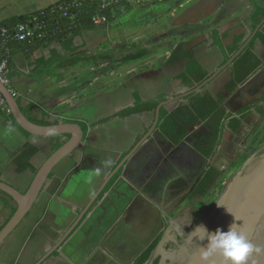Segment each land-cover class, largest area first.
Here are the masks:
<instances>
[{"label":"crops","instance_id":"0c3cea01","mask_svg":"<svg viewBox=\"0 0 264 264\" xmlns=\"http://www.w3.org/2000/svg\"><path fill=\"white\" fill-rule=\"evenodd\" d=\"M60 1L63 0H0V24L44 10ZM139 1L138 13H142V20L156 17V23L128 26L129 30L121 26L112 32L109 25H105L75 39L74 44L82 47L81 51L95 54L101 44L112 40L135 41L147 37L143 47L149 52L148 56L110 73L106 70L112 65L99 61L95 66L81 63L68 71H57L54 76L40 75L42 72L35 73L37 64L48 58L50 50L60 52V45L38 46L30 52L15 50L9 69L10 88L16 94L20 111L32 119L39 120L38 113L42 112L52 119L90 125L132 107L134 92L144 102L175 98L189 91L178 79L186 61L169 63L170 54L185 50L210 75L222 66L235 39L239 36L246 39L253 32L249 18L254 8H264V0H163L156 5L152 0ZM260 31L264 32V25ZM252 52L260 66L232 93H225V86L232 76L230 69L197 93H208L213 97L222 95L220 108L229 116L226 124L239 122L235 131L222 130L215 154L206 159L204 166L209 161L210 167L213 166L214 157L225 140L231 141L230 146L234 144L240 148L238 141L251 140L264 122V38L254 42ZM184 102L168 105L167 112ZM3 111L0 108V181L24 192L33 175L16 173L13 160L29 145L40 149L39 144L46 138H26ZM153 117L142 113L124 120L112 119L106 125L89 130L82 147L54 169L52 178L26 219L1 245L0 264H25L22 261L24 251L32 243L37 245L34 240L38 236L48 239L45 252L50 249L59 217L76 214L85 206L105 176L148 131ZM203 128L204 125L194 126L190 131L196 133ZM159 140L157 127L153 137L128 160L110 191L90 208L76 231L43 264H134L161 234L159 231L150 240L155 227L153 213L161 214V226V221L165 222L168 216L160 209L164 203L160 193L154 196L148 187L159 173L158 164L156 167L154 164L163 157ZM38 154L31 160L36 169L39 168ZM11 207L10 203L4 207L0 197V228L9 218Z\"/></svg>","mask_w":264,"mask_h":264},{"label":"trees","instance_id":"16d2710c","mask_svg":"<svg viewBox=\"0 0 264 264\" xmlns=\"http://www.w3.org/2000/svg\"><path fill=\"white\" fill-rule=\"evenodd\" d=\"M100 6L99 0H63L49 6L44 10H40L25 16L12 18L1 23L0 29L4 28L8 31H10L17 24L26 23L33 20H37L42 25V27L35 33L32 39L26 40L24 42L4 41V39L0 37V58H4L6 60L7 77L9 80L11 76V73L9 74L11 58L13 52L18 49L25 52H30V50L38 46L48 48L54 44H59L61 47L60 52L50 50L48 58L45 61H40L36 66L35 73L42 72L40 75L47 74L48 76H54L53 74L57 71H68L77 67L81 63L95 66L99 61H104L107 64L112 65L110 71H114L125 64L141 60L148 56L149 52L141 45L131 47L121 46L111 50L109 49V44L104 43L97 48L95 54L89 53L87 50L81 51L82 47L75 46V39L79 38L82 33L95 31L97 29V27L92 23L91 19L93 15L99 10ZM130 8V3L124 0L108 6L105 10L101 11L102 15L106 17V25L114 23V21H116V17L119 16L122 11L129 10ZM263 19L264 8H254L249 18L252 28L251 30L253 31ZM263 38L264 32H257L247 48L234 59L230 68L232 76L229 83L225 86V93H232L239 85L244 83L256 69L259 68L260 63L253 54L252 48L254 42L257 39L261 40ZM235 40L236 42L226 55L223 64H225L231 58V56H233L239 50L246 39L244 36H239ZM184 60L186 61V66L184 72L179 76L178 79H180L182 84L187 87L188 90H192L208 79L210 75H208L207 72L202 69L200 63L193 59L191 55L185 50L180 52L175 50L168 58L169 63ZM132 97L134 100L132 107L126 108L108 118L91 123L90 125H85L77 121H62L58 119H52L51 116H48L42 112L38 113V115H40L39 120L28 118L24 115V113L22 114L28 121L38 126H51L57 125L59 123L77 124L83 132L84 139L89 130L98 125H106L112 119L124 120L131 116L142 113L154 115L157 105L164 101L163 98H159L157 100L144 102L135 92L132 94ZM223 99L224 97L222 95L213 97L208 93L193 94L185 98L184 103L179 104L170 112H167V106L161 108L157 125L160 130L159 141L163 143H170L172 145H177L180 142L186 141L198 153H200L203 158L209 159L210 157H213L215 154V149L220 143L222 130L224 128H229L231 131H235L239 125V122L236 120L230 121L226 124L229 116L225 115L220 108V103L223 101ZM32 110H35V107H32ZM3 113H7V115L11 118L13 125L26 138L41 139L39 137L31 136L20 129L7 111H3ZM200 125L205 126L203 131L196 133H192L190 131L192 127ZM68 138V136H55L46 138L45 140L48 142V154L46 157H49L52 153L59 149L68 140ZM39 152L40 149L38 147L29 145L18 156H16L13 160V163L16 166V173L22 174L25 172H30L34 176L37 172V169L31 164V160ZM124 156H122L120 161ZM87 168H89V165ZM206 169V173L195 186L188 199H191L195 195L204 197L207 194L208 188L213 185L215 176H218V171L213 167L210 168L209 166ZM121 172L122 168L109 181L107 186L98 197L97 202H99L100 199L108 191H110L115 182L120 178ZM51 178L52 174L49 175L48 180ZM0 197L4 207H8V203H10L12 206L9 216L10 218L15 212V203L10 197L1 192ZM82 209L78 210L77 214ZM9 218L6 220V222L9 220ZM84 219L85 217L82 219L80 224L84 221ZM80 224L77 226V228L80 226ZM74 232H72V234ZM160 240L161 234L152 241L147 249L135 260L134 264H147L151 258L152 252L158 246ZM152 264H159V259H155Z\"/></svg>","mask_w":264,"mask_h":264},{"label":"water","instance_id":"95a60500","mask_svg":"<svg viewBox=\"0 0 264 264\" xmlns=\"http://www.w3.org/2000/svg\"><path fill=\"white\" fill-rule=\"evenodd\" d=\"M263 25L264 19L246 38L239 50L233 56H231V58L225 64L210 74L208 79H206L203 83L194 89L185 92L184 94H181L175 98L167 99L157 105L154 111L153 123L148 131L133 146L128 154L117 164V166L105 176L100 186L85 204L83 209L78 214L76 213V218L70 224L68 229L63 232L60 238L51 246V248L41 255L33 264H43L48 258L52 256L54 252H57L62 247L68 237L80 224L82 219L87 215L90 208L97 202L98 197L107 186L109 181L118 173L121 168L124 169V166L128 160L139 149V147L142 146V144H144L148 139L153 137L157 131L160 109L174 102L183 101L190 95L199 93L208 84L213 82L222 72L229 70L234 59L247 48L249 43L253 40ZM0 93L6 102L8 113L11 115L12 119L19 126V128L27 134L39 138H51L55 136L69 137L59 149H57L45 159L42 165L37 169V172L33 176L27 190L24 193L0 181V192L10 197L16 206L15 212L0 229L1 247V245L8 239V237H10V235H12V233L26 219V216L32 210L48 181L49 175L52 174L54 169L64 159L82 147L83 132L77 124L59 123L57 125L51 126L35 125L24 117L17 105L16 99L11 95L9 89L4 87L1 83ZM170 146L173 145L170 144ZM185 146L186 143L182 142L176 149L178 150ZM262 153L263 150H259L255 156L245 164L241 172L233 178L232 182L228 186L223 197L218 203V205L223 204L224 206L221 205L218 207L217 205L219 211L212 228L213 232L217 228L226 231L228 226L234 222L235 217L238 219L235 221V223L240 225V230L244 231L248 238L253 241V243L255 242V239L264 226V156L262 158H258V155ZM226 209L233 215L226 211ZM204 243H206V241ZM200 248L195 252L193 258L187 264H201L199 258ZM256 253L260 254V252ZM208 264H226V262L221 256L214 255L210 258Z\"/></svg>","mask_w":264,"mask_h":264},{"label":"rangeland","instance_id":"374dc122","mask_svg":"<svg viewBox=\"0 0 264 264\" xmlns=\"http://www.w3.org/2000/svg\"><path fill=\"white\" fill-rule=\"evenodd\" d=\"M152 1L155 5L163 2V0ZM139 2V0L130 1L131 8L122 11L119 16L116 17V21L109 25L111 32L121 26H126L125 30H129V28H127L128 26H147L157 22L156 17L150 20H142V13H138V8L140 6ZM126 14L127 16H124ZM146 39L142 38L141 40L139 39L135 41L125 40L121 42H115V40H112L111 43L109 42L110 44H108L109 49L111 50L121 46H143ZM112 43L114 45L113 47H110ZM106 71L110 73V69H107ZM242 141L243 140L238 141L241 144L240 148L235 147L234 144L233 146H230L231 141L227 143L225 140L223 142L224 146L221 147L219 154L215 155L212 162L213 168L218 171V176H215L213 185L208 188L207 194L204 197L195 195L191 199L186 200L184 199V196L188 189L185 191H179L176 194H171V197H168L164 201L162 204L163 206H160V209H163L164 214L166 216L168 215L167 218H165L166 223L161 221L162 226L160 225L161 214L153 213L155 217V227L153 228L150 240L159 231H161V240L152 252L151 258L148 262L149 264L153 259H159V264H187L193 258L195 252L201 247L200 244L205 242L196 241L195 238H191L190 232L193 230L194 226L197 224H203L209 231H212L215 218L219 211L217 205L233 178L241 172L245 164L252 159L259 150H263V153L258 155V158L264 156V122L251 140L247 142H245L246 140ZM39 145L41 147L40 153L38 154L40 157L38 167H40L47 158L48 142L42 141ZM22 190H24V187ZM154 203L158 204V201L154 200ZM75 218V213L69 214L67 217H59V223H57L56 226L57 228L55 227L56 234L53 235L54 243L60 238L62 233L66 231L67 227L70 226ZM162 227L167 228L162 229ZM58 228H60L59 230L61 231H59ZM45 238V236H38L34 240L37 242V245L32 243V245L24 251L22 261H24L25 264H31L45 252V247H48V245L44 247V245L48 244L46 242L48 239Z\"/></svg>","mask_w":264,"mask_h":264},{"label":"flooded vegetation","instance_id":"af4514ba","mask_svg":"<svg viewBox=\"0 0 264 264\" xmlns=\"http://www.w3.org/2000/svg\"><path fill=\"white\" fill-rule=\"evenodd\" d=\"M183 142L186 143V146L177 150L176 148L182 142L170 146V143L158 141L162 146L163 157L160 162L154 164V166H157L158 164L159 173L155 176L154 180L148 183V187L150 190L149 192L152 195L157 196L160 193L159 196L162 197V201L171 197V194H176L179 191H185L186 189H188V191L186 192L184 199L189 200L188 197L193 192L202 176L206 173V168L211 166L210 161L204 166V163L207 160L203 158L202 155L188 142ZM254 244L260 246L262 252L260 251V254L254 252L249 257L248 264H263L264 226L255 239Z\"/></svg>","mask_w":264,"mask_h":264},{"label":"clouds","instance_id":"9594fccd","mask_svg":"<svg viewBox=\"0 0 264 264\" xmlns=\"http://www.w3.org/2000/svg\"><path fill=\"white\" fill-rule=\"evenodd\" d=\"M221 205L223 204L218 205V207ZM226 211L228 210L226 209ZM236 220L238 219L234 217V222L228 226L226 231L220 228L214 232L209 231L203 224L194 226L190 232L191 238L200 242L206 241V243L200 244L199 258L201 264H208L214 255L221 256L226 264H248L249 257L254 252L261 251L260 246L254 244L247 234L240 230V225L235 223Z\"/></svg>","mask_w":264,"mask_h":264},{"label":"built area","instance_id":"2783aa9c","mask_svg":"<svg viewBox=\"0 0 264 264\" xmlns=\"http://www.w3.org/2000/svg\"><path fill=\"white\" fill-rule=\"evenodd\" d=\"M100 7L99 10L93 15L91 21L96 27H101L106 25V17L102 15L103 10H105L108 6L113 3H117L121 0H99ZM128 3L134 0H124ZM42 27L40 22L37 20H33L26 23H20L14 26L10 31L7 29H0V37L4 39V41H17L24 42L26 40L32 39L35 33ZM0 83L9 89L11 95L15 98L16 94L10 88V80L7 77V69H6V60L4 58H0ZM0 108L8 112L6 102L0 93Z\"/></svg>","mask_w":264,"mask_h":264},{"label":"bare ground","instance_id":"6f19581e","mask_svg":"<svg viewBox=\"0 0 264 264\" xmlns=\"http://www.w3.org/2000/svg\"><path fill=\"white\" fill-rule=\"evenodd\" d=\"M77 213V212H76ZM181 221V220H180ZM185 224V223H184ZM74 232V231H73Z\"/></svg>","mask_w":264,"mask_h":264}]
</instances>
